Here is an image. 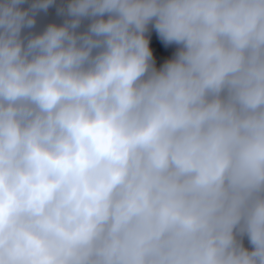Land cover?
I'll return each instance as SVG.
<instances>
[{"label": "clouds", "instance_id": "1", "mask_svg": "<svg viewBox=\"0 0 264 264\" xmlns=\"http://www.w3.org/2000/svg\"><path fill=\"white\" fill-rule=\"evenodd\" d=\"M0 264H264V0H0Z\"/></svg>", "mask_w": 264, "mask_h": 264}, {"label": "water", "instance_id": "2", "mask_svg": "<svg viewBox=\"0 0 264 264\" xmlns=\"http://www.w3.org/2000/svg\"><path fill=\"white\" fill-rule=\"evenodd\" d=\"M149 37L150 47L153 50V56L159 67L165 59L171 57L175 53L177 46L175 44L165 45L154 28L151 29ZM245 243L247 244V241H245Z\"/></svg>", "mask_w": 264, "mask_h": 264}]
</instances>
